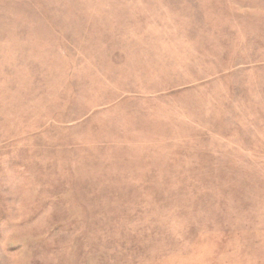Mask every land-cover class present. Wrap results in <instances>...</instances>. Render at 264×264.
<instances>
[{
    "label": "rangeland",
    "instance_id": "1",
    "mask_svg": "<svg viewBox=\"0 0 264 264\" xmlns=\"http://www.w3.org/2000/svg\"><path fill=\"white\" fill-rule=\"evenodd\" d=\"M0 264H264V0H0Z\"/></svg>",
    "mask_w": 264,
    "mask_h": 264
}]
</instances>
